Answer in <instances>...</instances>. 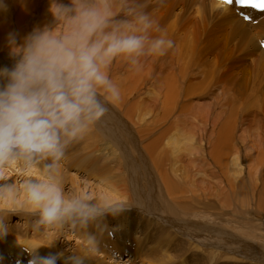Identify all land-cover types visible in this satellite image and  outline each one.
<instances>
[{
    "label": "rangeland",
    "instance_id": "374dc122",
    "mask_svg": "<svg viewBox=\"0 0 264 264\" xmlns=\"http://www.w3.org/2000/svg\"><path fill=\"white\" fill-rule=\"evenodd\" d=\"M8 1L12 8L15 2ZM142 2L174 48L142 58L139 67L112 62L108 71L121 99L108 103L104 118L69 145L61 164L67 192L103 197L124 209L89 226L97 247L86 264H264V67L258 50L263 30L256 18L238 17L254 23L244 29L253 36L250 44L222 14L203 13L198 4ZM8 56L0 51L13 64ZM230 129V155L215 159L210 152L216 135ZM104 168L121 177L117 194L110 179L97 176ZM15 170L3 175L15 172L19 181L23 174ZM12 204L19 207L0 208V215H10L12 237L33 241L40 256L65 253L57 264H65L70 252L82 253L83 233L33 234L27 222L34 217L22 192ZM53 241L51 248L39 246ZM17 252L16 261H29L27 252ZM3 257L8 264L16 259Z\"/></svg>",
    "mask_w": 264,
    "mask_h": 264
},
{
    "label": "clouds",
    "instance_id": "9594fccd",
    "mask_svg": "<svg viewBox=\"0 0 264 264\" xmlns=\"http://www.w3.org/2000/svg\"><path fill=\"white\" fill-rule=\"evenodd\" d=\"M6 10L0 0V12ZM49 13L51 25L22 40L14 33L7 38L13 65L0 67V206L22 192L34 217L27 222L33 234L83 233L82 253L70 252L65 264H86L97 247L89 226L124 209L67 192L62 161L69 145L104 118L107 104L121 99L108 71L112 62L139 67L144 57L166 55L174 41L142 0H50ZM13 167L23 174L19 181L3 175ZM9 218L0 215V240L11 231ZM38 248H24L28 264H57L65 255L40 256Z\"/></svg>",
    "mask_w": 264,
    "mask_h": 264
},
{
    "label": "bare ground",
    "instance_id": "6f19581e",
    "mask_svg": "<svg viewBox=\"0 0 264 264\" xmlns=\"http://www.w3.org/2000/svg\"><path fill=\"white\" fill-rule=\"evenodd\" d=\"M11 1L12 0H9L8 2H11ZM13 1L15 3L13 5L12 4L10 5V6H12V8H8L9 7L8 6L7 7L8 9L6 11L0 12V51L1 50L5 51L7 53V56L9 54V50H8V46H7V38H8L10 33H14L19 40H22L25 36L30 34L34 28H38V27L42 28L45 25H51L53 23V17L49 13L50 0H13ZM187 1L190 3H193V4H198L199 7L197 9L201 10L203 13L209 12V13H220V14H222L223 19L228 24L234 25L233 26L235 28L234 30H237L240 34H244V39L247 43L252 44L254 42L253 38H252L253 36L250 35L251 33L247 34V32H244L245 31L244 29H246L247 26L254 24L253 21L250 23H246L243 20H241L240 18H238L239 16L238 15L236 16L237 13L236 14L234 13L237 11L233 5L228 6V5L223 4L222 2H217L215 0H187ZM16 4H19V6L16 7ZM239 11L244 13V14H246L245 12H249V15H248L249 18L253 17V18L257 19V25H258L257 28L263 30V32H261V33H263V37H264V18H263L264 12L257 13V12H254L252 10H249V9H243V10H239ZM32 14H35L34 19H32L34 22L31 21L30 23H27L29 20H31V18H29L28 16H30ZM35 22L37 24H35ZM28 24H29V28H27ZM252 35H253V33H252ZM263 41L264 40L258 41V43H259L258 44V50L261 53L259 63L264 67V50L261 49V44ZM8 57H10V56H8ZM6 60L7 59H1L0 58V67L7 66V67L11 68L13 64L11 62H7ZM172 76H175V75H172ZM175 98L176 97H175L174 93H172V90H171V94L169 95V100H168V105L170 106V109H169L170 113L173 111V109H175L174 108L176 106V99ZM231 143H232V129L228 130L227 132L225 130H221V132H219V134L216 135L215 142L212 145V151L210 152L211 155H213L212 154V152H213V153L217 154V156L213 155L215 159H218L219 155H220L221 159L225 158V156L230 155ZM95 167L97 168V166H95ZM13 168H15V167H13ZM100 170H101V168H100ZM18 171H20V170L17 169L16 172H18ZM112 171H114V169H111L109 171L108 168H104L103 172L98 173L97 176L98 177H105L106 179H110L111 181H109V183H110L109 186L114 191V193L117 194L121 190L122 179H121V177H116L114 174L112 175V173H111ZM13 174H14L13 176H15L16 173L14 172ZM68 176L69 175H67V177ZM69 179H71V178H69ZM96 180H98V178ZM105 182H107V181H105ZM70 186H72V184ZM98 201L103 202V197H102V199H99ZM105 202H107V201H105ZM12 203L13 202H9L6 205L0 206V208L8 207L11 209H15V208L19 207V205L16 206V205H13ZM21 207H22V205H21ZM28 217H30V216H28ZM28 230H29V228H28ZM26 231H27V229H26ZM11 234H12V230L7 235L6 239L4 238L3 240H0V257H3V253L6 254V257H8V258H14L15 257L16 259H14V261H13V264H15V261L17 260L18 249L23 250L24 251L23 253L26 254V251L24 248L31 250L33 248H36L35 247L36 244L33 241L31 243L27 242V240L18 241V239L16 237H12ZM39 246H41V245H39ZM41 250H43V249H41ZM8 263H9V261L7 260V258L3 257V264H8ZM26 263L27 262L25 261L24 264H26Z\"/></svg>",
    "mask_w": 264,
    "mask_h": 264
},
{
    "label": "snow or ice",
    "instance_id": "6c2138e0",
    "mask_svg": "<svg viewBox=\"0 0 264 264\" xmlns=\"http://www.w3.org/2000/svg\"><path fill=\"white\" fill-rule=\"evenodd\" d=\"M221 2L225 4H232L235 2L241 7L249 6L260 11H264V0H221Z\"/></svg>",
    "mask_w": 264,
    "mask_h": 264
}]
</instances>
